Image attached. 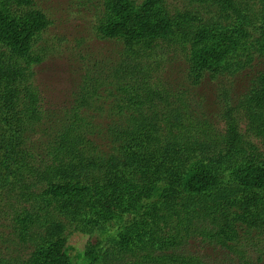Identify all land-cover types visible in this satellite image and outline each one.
I'll return each mask as SVG.
<instances>
[{
  "label": "trees",
  "instance_id": "obj_1",
  "mask_svg": "<svg viewBox=\"0 0 264 264\" xmlns=\"http://www.w3.org/2000/svg\"><path fill=\"white\" fill-rule=\"evenodd\" d=\"M4 1L0 264H71L76 233L88 264H264V0H103L93 29L115 52L60 113L33 69L52 21ZM213 83L227 103L208 120L192 102ZM108 104L110 155L91 113Z\"/></svg>",
  "mask_w": 264,
  "mask_h": 264
},
{
  "label": "rangeland",
  "instance_id": "obj_2",
  "mask_svg": "<svg viewBox=\"0 0 264 264\" xmlns=\"http://www.w3.org/2000/svg\"><path fill=\"white\" fill-rule=\"evenodd\" d=\"M52 21L41 40L42 46L51 50L45 61L33 67L37 84L44 98L45 108L50 112L60 113L70 107L73 91L81 82V77L93 64L114 51L111 41L98 39L94 32L99 13L103 9V0H33ZM256 0V6L261 7ZM18 0H5L2 8L13 17L20 18L15 12ZM171 64V63H170ZM169 78L184 83V73L175 63L168 68ZM226 83V82H224ZM240 84V83H238ZM237 84V85H238ZM235 87L244 95L248 88L244 84ZM215 83L201 86L192 102V109L208 120L217 119L225 110L222 108L225 97L217 91ZM99 133L96 140L104 154L110 155L118 151L120 143H112L106 136L108 127L118 119L108 104L103 110L91 112ZM222 126V124H220ZM96 236V235H95ZM93 235V239H96ZM101 237V234H100ZM107 237L106 234L102 235ZM91 237L76 233L67 246V256L71 264H88L84 257L85 245ZM209 248V247H206ZM187 249V247H186ZM209 253H212L209 249ZM219 258L223 261L224 255Z\"/></svg>",
  "mask_w": 264,
  "mask_h": 264
}]
</instances>
